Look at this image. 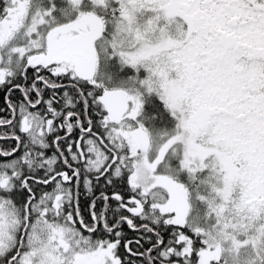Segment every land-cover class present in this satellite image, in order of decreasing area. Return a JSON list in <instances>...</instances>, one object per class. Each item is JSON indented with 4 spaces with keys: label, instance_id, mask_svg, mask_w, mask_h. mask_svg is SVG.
<instances>
[{
    "label": "snow or ice",
    "instance_id": "6c2138e0",
    "mask_svg": "<svg viewBox=\"0 0 264 264\" xmlns=\"http://www.w3.org/2000/svg\"><path fill=\"white\" fill-rule=\"evenodd\" d=\"M0 92V264H264V0H0Z\"/></svg>",
    "mask_w": 264,
    "mask_h": 264
},
{
    "label": "trees",
    "instance_id": "16d2710c",
    "mask_svg": "<svg viewBox=\"0 0 264 264\" xmlns=\"http://www.w3.org/2000/svg\"><path fill=\"white\" fill-rule=\"evenodd\" d=\"M0 107H3V92H0ZM82 206L86 207V205L83 204V199H82ZM129 235L131 236L132 234L129 233Z\"/></svg>",
    "mask_w": 264,
    "mask_h": 264
}]
</instances>
